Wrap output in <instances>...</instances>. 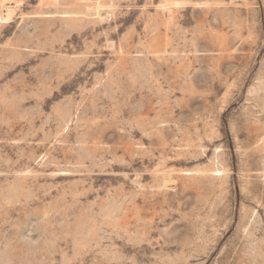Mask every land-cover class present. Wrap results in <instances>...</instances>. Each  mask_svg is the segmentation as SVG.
I'll return each instance as SVG.
<instances>
[{"label": "rangeland", "instance_id": "1", "mask_svg": "<svg viewBox=\"0 0 264 264\" xmlns=\"http://www.w3.org/2000/svg\"><path fill=\"white\" fill-rule=\"evenodd\" d=\"M15 1L0 264H264V0Z\"/></svg>", "mask_w": 264, "mask_h": 264}, {"label": "bare ground", "instance_id": "2", "mask_svg": "<svg viewBox=\"0 0 264 264\" xmlns=\"http://www.w3.org/2000/svg\"><path fill=\"white\" fill-rule=\"evenodd\" d=\"M80 1H88V0H80ZM40 3L44 5H50V4L55 5L56 0H40ZM17 4L19 3L16 2L15 0H3L0 3V23H7L11 19V16L14 13L13 8L16 7Z\"/></svg>", "mask_w": 264, "mask_h": 264}]
</instances>
